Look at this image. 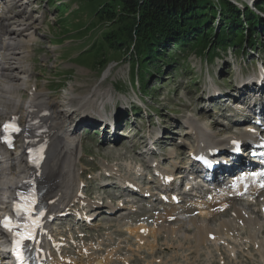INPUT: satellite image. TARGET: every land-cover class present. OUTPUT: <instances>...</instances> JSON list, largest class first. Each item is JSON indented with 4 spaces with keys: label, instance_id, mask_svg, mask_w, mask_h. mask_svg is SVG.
Segmentation results:
<instances>
[{
    "label": "rangeland",
    "instance_id": "374dc122",
    "mask_svg": "<svg viewBox=\"0 0 264 264\" xmlns=\"http://www.w3.org/2000/svg\"><path fill=\"white\" fill-rule=\"evenodd\" d=\"M2 1L6 2V4L9 3L8 0ZM231 1L241 10V16L237 14L240 20L237 23L242 22L241 32L245 34L241 45L237 43L240 37L236 38L234 34L229 38L226 37V35H229V31L232 30V28L230 29V24L233 21L228 23V25L225 24L227 28L222 29V23L226 18L224 14H221L223 5L219 0H214L217 10L215 15L207 9L206 13H204V23L199 27L193 28V30L190 29V34L187 37L190 39L197 37L194 42L201 43L206 41L208 44L205 49L206 52L213 43L220 41L226 47L224 49L222 46L218 47L216 53H213V61L209 62L205 59L202 60L198 56L199 54L197 55L190 48L183 50L180 40L185 36L181 37V35L175 44L169 45V48L160 47L167 50L160 54V58L156 56L152 63H148L150 66L149 71L144 75L145 79L142 80L140 67L136 65L132 68L133 63L137 60L136 57L131 55L132 50L128 51L127 47L124 46L121 51L116 53L114 48L113 52L102 45L103 35L112 26L111 22H101L96 19L97 10L101 7L102 0H19L20 7L25 9L28 17L39 23L38 30L28 24L26 30L28 34H35L36 32L37 35V38L31 42L33 51L30 59L28 58L27 60L34 71L30 79L33 83L47 87V95L58 101L60 116L66 126L69 129L78 128L75 135L77 141L81 140V143H79L81 144V149H79L80 153L73 168L76 175L74 183L76 186L78 185L81 172L85 169L96 170L99 174V170L102 172L104 168H111V162L116 160L118 163L116 164L115 162V165L121 169V173L129 176L131 172L129 167L134 165L135 162H142V159L148 162L150 158L149 155L141 154L143 148L137 149L133 147L135 140H138L137 138L122 136L118 141V144H120H116L113 147L112 143L102 138V124L96 121L91 124L88 123V120L74 121L69 112L70 107L67 105L73 89L78 94L89 93L88 103L89 101L100 99L106 106L112 107L111 110L102 112L101 117L105 119H111L114 116L117 101L121 107L122 103H130L132 100H137V97L144 96L149 109L141 111L135 108L136 119L129 113L124 112L123 115H119L120 121L118 125L122 128L121 131L124 135H126L129 131L139 130L140 118L146 124L148 121H153L157 124L159 122L164 123L161 126L164 127V130L168 129L165 139L162 140L167 145L163 148L166 153L174 151L176 141L183 138L177 133L183 134L186 130L184 125L192 119H199L203 128L210 132L212 138L222 140L226 138L224 133L221 135L217 133V131L224 132L227 129V127H220L221 120L224 121V119L222 117L218 118L220 112H215L210 108V104L207 101L204 102L200 90L203 89L205 84L211 83V81H217L226 87H233L235 84L240 83V80H243L244 73L247 76H252L256 72V63L264 57V31L260 27L261 20H264V5L260 7V0H257V3L254 2L253 8H256V13L260 15L261 19L258 20V17L255 16L254 29L251 31L248 28L249 23L247 21L249 15H245L244 11L246 10L243 5L250 7L247 2L252 0ZM250 8L253 9L252 7ZM199 16L198 14V18ZM195 20L196 18L194 17L191 21L192 24L195 23ZM8 23H11V26L14 25L11 20ZM217 30H223V36L217 37ZM208 33L209 37L206 39L204 35ZM247 36L250 37V43L253 41L255 46L253 48L250 47L248 42V46L243 50ZM3 37L6 36L4 35ZM232 39L236 44L228 46L226 42ZM158 53L157 55H159ZM235 54L239 57L238 66L231 70L232 64L235 62ZM111 55H117V58L112 59ZM101 59H105V66L100 63ZM222 61L226 62V68L222 72L217 71L214 73L217 65L219 63L222 64ZM19 64L23 67L22 63ZM26 80L27 74L22 69L20 83H23V87H26ZM0 81L2 86L7 84L2 82L1 79ZM8 85L4 86L8 87ZM20 93L16 98V103L19 100L21 101L22 95H24V100L28 97L27 91H21ZM24 100L22 107L26 104ZM4 110L2 106L1 111ZM23 113L22 110L21 116ZM108 127L110 129V125ZM198 127L203 129L201 126ZM159 131V128L156 127L154 134ZM113 138L116 139V136H113ZM122 143H124V146ZM121 146L123 147L120 148ZM182 149V155L186 159V150L185 148ZM16 151H14V156ZM1 153L7 154L3 149ZM0 156L2 157L1 163L3 162L1 164L3 172L0 173V178L2 177L0 179V196L2 194L5 197L8 194L6 188L8 181L12 178V171H20L22 167L19 165V167L9 169L6 167L8 155L3 157L0 154ZM168 163L167 167H169ZM96 175H94L93 180L86 177L89 185L93 184L95 180H99ZM17 180L18 178L13 183L17 184ZM94 186L98 187L97 184ZM107 194V191L104 194L101 193V195ZM122 196L124 200L126 198L134 199L132 202L136 206L133 209H140L141 212L136 213L132 210L130 214H118V216L110 218L104 217L102 220L87 227L85 235H82L76 229H69L66 224H56L57 231L63 232V235L68 236L70 235L69 231L72 232V239H75V243L69 242L64 249V252L71 259L73 258L79 263H88V257H86V253L83 250L92 245L89 252L95 258H104V256L114 251L115 258L113 257L112 261L109 260L108 264H123L120 259L130 255L129 261L131 264H264V215L260 212V208L257 205H251V202L247 200L235 201V209L232 208L229 212H223L225 216L220 213L215 215L214 219L205 218L203 221L199 218L200 221H197L198 226L206 222L211 230L218 229L221 227L220 223H230V219L228 221L225 220L229 217L235 218V211L241 207L251 219H255L256 226H253L254 224L240 225L232 220L233 225H231L236 230V235L234 236H226L218 241L208 238L207 242L200 244L193 239L194 237L192 238L193 234L196 233L194 229L196 227L195 223L189 224L188 227L192 225L195 227L187 230L186 226L181 227L182 223L174 222L170 225L180 229V236L168 240L163 233L158 235L156 239L149 237L151 242L155 244V250L152 251L148 245L146 247L142 245L144 246L143 249L134 251L133 248L137 249L138 247L135 237L129 235L124 227L119 226V224H128L130 221L131 223L134 222L133 224L142 221H147L150 224L154 220L156 223L157 217L162 215L167 207L163 210L164 206L155 200L147 202L138 198L128 197L126 194H122ZM188 198L189 195H186V199ZM262 199L263 197L258 200ZM135 200L138 202H135ZM5 204L7 205L8 203L0 202V207H4ZM128 208H130V202H128ZM122 212H130V210ZM157 223L166 227V224H160L163 222ZM170 225H167V227ZM78 227L83 226L78 225ZM95 258H92V260Z\"/></svg>",
    "mask_w": 264,
    "mask_h": 264
},
{
    "label": "bare ground",
    "instance_id": "6f19581e",
    "mask_svg": "<svg viewBox=\"0 0 264 264\" xmlns=\"http://www.w3.org/2000/svg\"><path fill=\"white\" fill-rule=\"evenodd\" d=\"M8 2L9 3L6 4V2L0 0V79L2 80V82L9 84V86L7 87L4 86L7 84H4L2 86V84L0 83V128L2 124L1 120L6 118L7 114L9 116L11 114L20 116L22 110L25 117H23L24 124L27 125L31 122L33 123V139L37 143V145L43 148V151L45 153V160L44 164L41 167H44L42 169V172L37 169L33 171L32 176H39L38 181L48 188V191L45 194L44 198L50 205V208L52 210L58 211L62 206V202L66 198H68L69 194L72 192L73 184L75 181L73 168L74 163L76 162L75 160H77L78 154L80 152L79 149L81 147V144H79L80 142L77 141V137L75 135V132L78 128L75 127V129L73 128L70 131L68 126H66V123L60 116L58 101L55 98L47 95L48 88L42 87L39 84L35 82L33 83L31 81L30 77H32V73L34 71L32 66L28 64L27 60L28 58L30 59V56L32 54L31 52L33 51L31 42L37 38V35L36 32L35 34H28L26 33V30L28 25H31L36 30H38L39 23L28 17L25 9H22L20 7L19 0H8ZM245 7L246 6L243 5L244 9ZM10 20L14 23L13 26L10 25L11 23H8ZM2 35H5L6 37L2 38ZM5 38H7V40H5ZM17 60H19V63L23 64V67H21ZM22 69L24 70V73L27 74V80L25 84L26 87H23V83H20V73ZM21 91H27L28 97L26 98V100H24V95H22L21 101L19 100V102L16 103V98L21 94ZM70 95L71 96L68 99L69 105H67L70 107L69 112L74 121H86L87 118L95 119V121L98 122H100L101 120V122L106 126L107 132L110 131V129H108V125L114 123V121H116V124L119 127V115L121 116L124 114L125 111L122 108L125 107L124 105L126 103H122V108H119L121 112L115 110L117 108L116 107L114 109L116 111L114 116L111 119H105L101 117L102 112H107L109 109L111 110L112 107L110 108V106H106L103 102H101L100 99L89 101L88 103L89 93L78 94L73 89ZM22 99L26 103L23 107ZM141 101L142 100L138 98L137 102ZM118 104L120 103L117 101L116 106ZM2 106L5 109L4 111H1ZM11 110H13L12 113ZM74 116H78V118L75 119ZM88 123L93 124L94 120L93 122L88 120ZM196 125L200 126V124L198 125V123ZM204 131H202L201 133H205ZM10 158L12 159V155L11 157H9V159ZM1 160L0 173L2 172ZM19 165L22 167V169L20 171H12V178L11 180L9 179L10 181H8L7 189H9L10 195L15 194V189L18 185V182L22 178L27 177L28 173L31 172L30 166L27 164L25 158L20 159ZM26 171L27 175H25ZM6 177L8 178V176ZM17 178L18 182L17 184H14L13 182ZM256 181L257 180L252 176L245 179L243 187V190L245 192L244 194L253 195L260 192V189L258 188V185H260V183ZM241 184L242 182L239 181L238 184H234L231 187L232 189L230 192H233L235 194L230 197H227L226 195V197H220L216 199L212 204L192 201L175 207L168 206L165 209V212L157 217V222L164 223L166 220L178 219L180 216L185 217V219L189 220V224L195 223L194 225H196L197 227L193 239H195L196 242L200 244L205 241L207 242V236L211 228L206 222H203L198 226L197 221L199 220V218L204 221L205 218H213L215 215L220 214V212L228 211L229 207L233 204L234 198L241 196ZM6 198L9 197L7 196ZM2 200L3 197L0 196V202H3ZM237 218L239 220L241 219L242 221H247V218L241 212L237 213ZM157 222L155 223L157 228H146L144 224H133L131 223V221L128 224L121 223L119 224V226L124 227L129 235L134 236L135 239L140 243H147L148 235L156 239L158 235L164 232V236L166 238L171 237L172 239H175L176 237L180 236V229L173 227L174 225L169 227H167L166 225L165 227L159 225V223ZM220 224L221 227L216 229L219 237L224 233L235 234L234 227H232V221H230V223L223 222ZM43 244L44 241L41 244L37 243L36 246L42 249ZM147 245H145V247ZM36 246L35 248H37ZM140 246V248H144L142 244H140ZM149 247L150 249H152V251L155 250V246L152 247V244H149ZM114 254V251H112L104 259H94L90 262V264H106L107 261H112ZM130 257L131 255L128 257L124 256V259L129 260ZM42 264L45 263L43 262Z\"/></svg>",
    "mask_w": 264,
    "mask_h": 264
},
{
    "label": "trees",
    "instance_id": "16d2710c",
    "mask_svg": "<svg viewBox=\"0 0 264 264\" xmlns=\"http://www.w3.org/2000/svg\"><path fill=\"white\" fill-rule=\"evenodd\" d=\"M219 1L223 5L221 14L226 16L222 23V29L227 28L225 24L228 25L233 21L230 24L232 30L229 31V35H226V37L229 38L234 34L236 38L240 37L237 42L240 44L245 36L241 32L242 22L237 23L240 21L238 15L241 16V10L231 0ZM259 2L260 7L264 5V0ZM101 3V7L96 14L97 21H108L112 25L109 31L103 35L102 45L110 51H113L114 48L116 53L121 51L124 46L127 47L128 51L132 50L131 55L137 59L132 68L138 64L141 69L142 80L145 79L144 75L149 71L150 66L148 63H152L156 56L160 58V54L167 50L160 47L169 48V45L175 44L181 35V37L185 36L180 40L183 50L187 48L196 49L202 56L209 57V55L216 53L218 47L222 46L223 49L226 47L220 41L213 43L206 52L205 49L208 45L206 41L194 42L197 37L193 39L187 37L190 34V29L193 30V28L204 23V13L207 9L215 15L217 10L214 0H102ZM247 7L245 15H249L247 17L248 28L252 31L256 20L255 16L260 19V15H257L255 10ZM198 14L200 15L199 18ZM194 17L196 20L192 24L191 21ZM260 26L264 31V20L261 21ZM222 32L223 30H217L216 36H223ZM204 36L207 39L209 33ZM230 42L236 44L233 39L226 42V44ZM250 44L254 45V42L252 41ZM157 52H159V55H157ZM111 58L116 59L117 55H111ZM100 63L105 66V59H101Z\"/></svg>",
    "mask_w": 264,
    "mask_h": 264
},
{
    "label": "snow or ice",
    "instance_id": "6c2138e0",
    "mask_svg": "<svg viewBox=\"0 0 264 264\" xmlns=\"http://www.w3.org/2000/svg\"><path fill=\"white\" fill-rule=\"evenodd\" d=\"M9 129L12 131H19V129L12 124H5L4 125V130L7 132ZM236 143V142H234ZM253 176H264V173H254ZM264 186V184H262ZM18 196L20 197V201L15 204V210L17 214L19 215L20 213H25L29 215V220L30 223H26L23 225H13L12 221L10 218L5 217L3 221H0V224H2L3 227L5 228H15V227H20L23 228V232H16V240L15 243L17 245V249H19L21 243L23 240H32L34 239V232H33V226L35 225L36 221L31 220V212H32V205L34 203V197L31 195H25L24 193H18ZM17 255L20 256L19 251L17 252ZM22 258V256L20 257Z\"/></svg>",
    "mask_w": 264,
    "mask_h": 264
}]
</instances>
